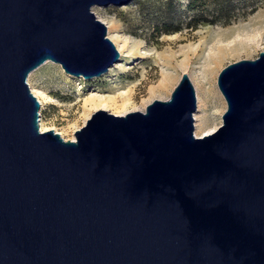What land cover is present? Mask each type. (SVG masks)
Listing matches in <instances>:
<instances>
[{
    "label": "water",
    "instance_id": "obj_1",
    "mask_svg": "<svg viewBox=\"0 0 264 264\" xmlns=\"http://www.w3.org/2000/svg\"><path fill=\"white\" fill-rule=\"evenodd\" d=\"M130 1L0 0V264H264L263 51L219 71L227 109L202 136L187 73L74 139L40 130L29 73H105L119 52L92 7Z\"/></svg>",
    "mask_w": 264,
    "mask_h": 264
},
{
    "label": "rangeland",
    "instance_id": "obj_2",
    "mask_svg": "<svg viewBox=\"0 0 264 264\" xmlns=\"http://www.w3.org/2000/svg\"><path fill=\"white\" fill-rule=\"evenodd\" d=\"M167 1L131 0L122 5L92 7L95 16L107 27V36L119 52L118 60L105 73L88 79L65 73L60 64L51 60L32 70L27 82L40 102L39 117L44 128H54V131L62 133L64 139L74 138V131L89 118L83 115L84 100L92 90L111 96L121 90H129L132 106H128V110L144 111L146 105L154 99H168L182 73H187L190 79V75L203 70L202 59L191 62L186 69L176 70L175 67H165L161 60H155L157 55L173 51L179 62L183 58L179 50L186 45L197 44L200 39L209 42V38L211 40L217 32L229 35L238 31L243 38H251L253 47L224 57L215 71L212 85L205 80V94L190 79L196 94L194 135H203L197 130L196 124L208 125L213 131L219 127L227 103L217 86L218 73L231 62L254 59L260 51L264 52V0H255L256 8L253 12L249 11L250 4L242 10L241 7L228 24L199 23L195 29L186 27L187 0H173V10L167 9ZM170 17L175 19L174 24H178L179 29L158 32L157 29H162V23H167ZM260 20L263 25L257 27L256 21ZM164 69L170 70L171 76L167 91L165 94L150 96L149 88L158 85ZM108 112L115 111L110 109Z\"/></svg>",
    "mask_w": 264,
    "mask_h": 264
},
{
    "label": "bare ground",
    "instance_id": "obj_3",
    "mask_svg": "<svg viewBox=\"0 0 264 264\" xmlns=\"http://www.w3.org/2000/svg\"><path fill=\"white\" fill-rule=\"evenodd\" d=\"M256 25L257 27H261L263 25V21H256ZM228 34L229 35H227L226 32L222 31L217 32L212 35L211 40V37L209 38V42H206V39H200L197 44L186 45L184 48H181L179 50V53H181V55L183 56V58L179 62L176 60L177 54L173 51H170L165 54H159L156 58H154L155 60H161L163 63L162 65H164L165 67H175L176 70L186 69L187 67H189L191 62L202 59L203 62H200H202L203 70L201 69L197 74L193 73L192 75H190V79L193 83L196 84V87L199 89V91L201 93H204L205 89L203 90V88L204 84L206 83L205 80H207L208 83L212 85V80L214 78L215 71L221 64V61L224 57H226L227 55L229 56L232 53L239 52V50L248 51L250 48L253 47V42L251 38H249L250 40L248 38H243L238 31L231 32V34ZM167 70H163L161 74L162 77L158 85L156 87L154 86L152 88H149L150 96L153 94H165V92L167 91L169 80L171 77L169 74L170 70ZM94 91L95 90H92L89 96L84 100L83 115L86 116V118L90 117V115L96 110L108 111L110 109H113L115 112L112 113L116 115H123L130 111L128 110V106H132V100L129 90H121V92L119 91L118 94L114 96L101 94L99 92ZM39 126L41 131L54 129L44 128L42 126V119H39ZM196 127L197 130L200 131L203 135L213 131L212 127L204 124H196ZM58 133L62 136L61 132Z\"/></svg>",
    "mask_w": 264,
    "mask_h": 264
},
{
    "label": "trees",
    "instance_id": "obj_4",
    "mask_svg": "<svg viewBox=\"0 0 264 264\" xmlns=\"http://www.w3.org/2000/svg\"><path fill=\"white\" fill-rule=\"evenodd\" d=\"M255 0H187L185 8L188 19L186 27L195 29L199 23L209 24H228L237 12L250 4L249 11L253 12L256 8ZM168 10H173V0L166 2ZM171 12V11H170ZM175 19L170 17L167 23H162V29L158 32H169L179 29V25L174 24Z\"/></svg>",
    "mask_w": 264,
    "mask_h": 264
},
{
    "label": "built area",
    "instance_id": "obj_5",
    "mask_svg": "<svg viewBox=\"0 0 264 264\" xmlns=\"http://www.w3.org/2000/svg\"><path fill=\"white\" fill-rule=\"evenodd\" d=\"M39 113H40V111H39Z\"/></svg>",
    "mask_w": 264,
    "mask_h": 264
}]
</instances>
